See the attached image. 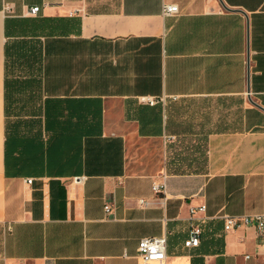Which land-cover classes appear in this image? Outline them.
I'll return each mask as SVG.
<instances>
[{
    "label": "crops",
    "instance_id": "crops-1",
    "mask_svg": "<svg viewBox=\"0 0 264 264\" xmlns=\"http://www.w3.org/2000/svg\"><path fill=\"white\" fill-rule=\"evenodd\" d=\"M5 30L41 44L40 102L6 157ZM247 90L264 109V0H0V264H140L149 237L165 239L159 264H264V232L222 231L264 208Z\"/></svg>",
    "mask_w": 264,
    "mask_h": 264
},
{
    "label": "trees",
    "instance_id": "trees-1",
    "mask_svg": "<svg viewBox=\"0 0 264 264\" xmlns=\"http://www.w3.org/2000/svg\"><path fill=\"white\" fill-rule=\"evenodd\" d=\"M39 36L29 30L9 38L5 30L3 46V116L5 119L4 157L8 139L16 132L15 117L32 113L40 102L39 80L32 75L40 69Z\"/></svg>",
    "mask_w": 264,
    "mask_h": 264
},
{
    "label": "built area",
    "instance_id": "built-area-1",
    "mask_svg": "<svg viewBox=\"0 0 264 264\" xmlns=\"http://www.w3.org/2000/svg\"><path fill=\"white\" fill-rule=\"evenodd\" d=\"M5 10L8 11V7H5ZM38 11L37 7H31L27 11V15L34 16ZM177 13L176 6L166 5L162 7L163 15H174ZM149 105H152L151 100H145ZM160 183L152 182L150 185V191L152 194H163L164 193V175L161 176ZM78 181V180H77ZM26 183L29 184L30 180H26ZM137 205L139 207L145 206L143 200H137ZM104 212H108L109 209L107 206L103 207ZM204 206H199L197 208L189 209V214L192 215L195 212H202ZM222 231L227 233L239 228H246L252 226L255 231L260 234L264 232V208L262 211L253 216H222ZM200 229L197 226H190L185 240L182 242L183 248L189 249L194 248L198 245L199 242ZM165 239L163 237H149L142 238L138 240L136 244V255L140 264H159L164 260V250H165Z\"/></svg>",
    "mask_w": 264,
    "mask_h": 264
},
{
    "label": "rangeland",
    "instance_id": "rangeland-1",
    "mask_svg": "<svg viewBox=\"0 0 264 264\" xmlns=\"http://www.w3.org/2000/svg\"><path fill=\"white\" fill-rule=\"evenodd\" d=\"M201 147H200V145H199V150H198V158H197V160H196V166H197V168H201L202 166H203V162H202V155H201Z\"/></svg>",
    "mask_w": 264,
    "mask_h": 264
},
{
    "label": "water",
    "instance_id": "water-1",
    "mask_svg": "<svg viewBox=\"0 0 264 264\" xmlns=\"http://www.w3.org/2000/svg\"><path fill=\"white\" fill-rule=\"evenodd\" d=\"M247 102H248L249 104H251L252 106H254L255 108L259 109L260 111L264 112V109H263V108H261L260 106H258L257 104L253 103V102L250 100V98H249V96H248V90H247Z\"/></svg>",
    "mask_w": 264,
    "mask_h": 264
}]
</instances>
